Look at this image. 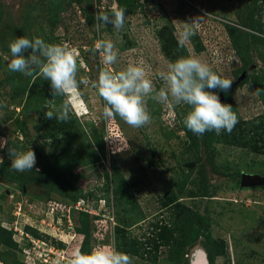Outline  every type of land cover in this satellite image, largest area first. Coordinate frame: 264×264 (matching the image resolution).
Wrapping results in <instances>:
<instances>
[{
  "label": "rangeland",
  "instance_id": "obj_1",
  "mask_svg": "<svg viewBox=\"0 0 264 264\" xmlns=\"http://www.w3.org/2000/svg\"><path fill=\"white\" fill-rule=\"evenodd\" d=\"M113 7L126 9L123 28L97 31L93 0H0V140L36 154L18 172L0 149V264H67L98 246L133 264H192L196 250L206 264H264V148L250 141L264 125V0H114L103 11ZM199 17L180 47L183 23ZM22 36L78 51L77 80L88 85L69 101L68 121L45 119V106L66 97L52 96L39 69L9 70V44ZM99 39L118 52L112 71L140 65L157 90L159 72L180 57L231 79L227 92L209 90L232 105L231 133L196 135L183 123L190 106L151 98L143 127L106 119L91 86L103 67Z\"/></svg>",
  "mask_w": 264,
  "mask_h": 264
},
{
  "label": "clouds",
  "instance_id": "obj_2",
  "mask_svg": "<svg viewBox=\"0 0 264 264\" xmlns=\"http://www.w3.org/2000/svg\"><path fill=\"white\" fill-rule=\"evenodd\" d=\"M126 9L113 7L111 15L100 9L95 15L93 27L99 31L107 24L120 30L124 26ZM203 18L184 22L178 39V45L185 43L196 35ZM11 59L8 68L11 72L32 76L39 69L44 80L51 83L52 96L66 97L59 106L46 105L45 119L66 122L70 119V103L80 84L88 85L84 78L77 80L79 53L67 42L63 44L46 43L42 38L29 39L18 37L9 44ZM31 50L28 55L24 53ZM93 53H99L103 65L98 79L92 87L103 98L105 106L103 115L111 119L118 115L129 126L140 128L151 122L146 107V98L160 103L172 102L176 105L190 106L183 123L196 135L215 131L231 133L236 125L237 116L230 104L222 103L214 90L219 88L227 92L232 80L222 78L205 62L193 56L180 57L167 65L166 71L159 72L163 86L158 90L153 81L147 77L146 70L140 65L129 64L126 69L114 72L111 66L117 61L118 52L111 40L99 39L95 42ZM7 147L11 168L18 172L32 170L36 164V154L31 148L17 151L8 147V140H0V149ZM56 264V263H55ZM67 264H133L132 258L124 253L103 246L93 248L90 253L76 250L67 260Z\"/></svg>",
  "mask_w": 264,
  "mask_h": 264
},
{
  "label": "water",
  "instance_id": "obj_3",
  "mask_svg": "<svg viewBox=\"0 0 264 264\" xmlns=\"http://www.w3.org/2000/svg\"><path fill=\"white\" fill-rule=\"evenodd\" d=\"M255 180H260V178L258 177H251L248 175H243L242 177V182L246 183V182H252ZM206 256L205 254L201 251V250H196L194 252V256H193V261L192 264H206Z\"/></svg>",
  "mask_w": 264,
  "mask_h": 264
},
{
  "label": "trees",
  "instance_id": "obj_4",
  "mask_svg": "<svg viewBox=\"0 0 264 264\" xmlns=\"http://www.w3.org/2000/svg\"><path fill=\"white\" fill-rule=\"evenodd\" d=\"M252 134L253 135L250 134V141L257 142L260 145L258 146V148H264V125H262L259 132H253ZM239 135L241 136H239L241 139L243 138L244 140H246L242 132H240Z\"/></svg>",
  "mask_w": 264,
  "mask_h": 264
},
{
  "label": "built area",
  "instance_id": "obj_5",
  "mask_svg": "<svg viewBox=\"0 0 264 264\" xmlns=\"http://www.w3.org/2000/svg\"><path fill=\"white\" fill-rule=\"evenodd\" d=\"M113 2H114V0H93V3L95 5V10H97V11L100 9L105 10L107 7L111 8L113 5ZM44 260L48 261L49 263H54V264L57 263V261H58L55 259L51 260V258L50 259L44 258Z\"/></svg>",
  "mask_w": 264,
  "mask_h": 264
}]
</instances>
